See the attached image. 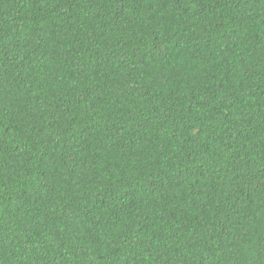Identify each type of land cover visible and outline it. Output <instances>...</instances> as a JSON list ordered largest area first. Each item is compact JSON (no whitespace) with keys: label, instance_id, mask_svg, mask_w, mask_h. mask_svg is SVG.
Segmentation results:
<instances>
[{"label":"trees","instance_id":"trees-1","mask_svg":"<svg viewBox=\"0 0 264 264\" xmlns=\"http://www.w3.org/2000/svg\"><path fill=\"white\" fill-rule=\"evenodd\" d=\"M0 264H264V0H0Z\"/></svg>","mask_w":264,"mask_h":264}]
</instances>
